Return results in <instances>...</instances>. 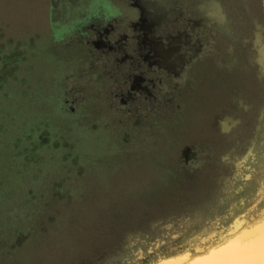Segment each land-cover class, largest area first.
Masks as SVG:
<instances>
[{"label":"rangeland","instance_id":"obj_1","mask_svg":"<svg viewBox=\"0 0 264 264\" xmlns=\"http://www.w3.org/2000/svg\"><path fill=\"white\" fill-rule=\"evenodd\" d=\"M113 1L132 23L111 20L117 50L96 68L110 88L96 94L88 62L54 43L56 33L52 41L51 23L61 26L53 6L65 4L72 18L76 0H0V173L14 176L0 182V264H126L130 239L144 252L162 241L136 261L147 264L199 247L215 217L226 224L253 202L256 181L216 198L264 103L252 61L264 0ZM155 43L171 49L162 54L170 60L153 53ZM55 58L71 65L61 72ZM225 117L228 131L219 126ZM192 154L203 168L187 165Z\"/></svg>","mask_w":264,"mask_h":264},{"label":"bare ground","instance_id":"obj_2","mask_svg":"<svg viewBox=\"0 0 264 264\" xmlns=\"http://www.w3.org/2000/svg\"><path fill=\"white\" fill-rule=\"evenodd\" d=\"M147 1L151 2L153 0H147ZM257 6H254V7L257 8ZM256 21H257V18H256ZM253 35L254 36H253V41H252V47H253L254 53H253L252 61H254V63L257 65L258 78L264 79V36L262 34L261 28L258 26H255V31ZM257 117H258L257 123L255 124V127H254V134L250 139V143L248 144L249 146L246 149L244 156L241 159L238 158V161L235 163V169L234 170L232 169L233 172L231 173V175L221 176L222 177L221 178L222 179V184H221L222 196L218 198L215 197L217 200H221L222 198H225L226 196H230L229 195L230 193L237 192L238 190L242 189V185L240 184H248L252 181H256L257 189L253 195V202L251 203L248 210H246L245 213L237 215V216L230 215L229 220H227L226 222L225 220H223V223L224 222L226 223L223 225H221L222 217L221 218L215 217L212 222L213 224H211L212 225L211 227L215 228L214 234L212 235V237H209L208 239H205L204 237L199 247H196L193 244L187 245L184 248H181L179 251H174L169 255H166L163 257L157 256L156 258H154L151 262H148L147 264H264V169L260 168L262 164L264 163V151H261V153L259 152L260 158L257 157L255 154L256 153L255 151L257 149H259L258 151L264 150V103H263V106L260 108V111ZM231 124H232V120L230 117L229 118L225 117L222 121L219 122V126L223 131H228ZM218 143H221V142H218ZM250 163L253 164L254 168L250 166ZM231 166L232 165H230V167ZM183 221L185 220L183 219ZM194 225H197V223H195ZM167 228H169V226H167L166 229ZM172 237L175 239L176 235ZM135 239L134 240L130 239L129 241H127L126 248L131 249L130 254H129L131 258H126V259L124 258L123 263L140 264L136 261L138 260L143 261L147 257V255L145 256V253L148 255L153 254V251L155 248H159L164 244L162 241L156 240L153 243V246L149 245L148 247H145L146 251L144 252L142 249L143 247L141 248L136 245ZM134 246H137L135 250H134Z\"/></svg>","mask_w":264,"mask_h":264},{"label":"flooded vegetation","instance_id":"obj_3","mask_svg":"<svg viewBox=\"0 0 264 264\" xmlns=\"http://www.w3.org/2000/svg\"><path fill=\"white\" fill-rule=\"evenodd\" d=\"M69 3H73L75 0H69ZM76 11L75 16L72 18H66L68 8L65 4L61 3L59 7L53 6V10H51V21H55L56 18L61 19V26L59 27L60 21L58 20L57 23L55 22L54 25L51 23V36L52 41H55L53 38L54 33L57 34V38H61V40L54 42L58 45H61L62 47H70L69 49L75 50V52L79 55L78 57L83 58L86 62L89 64V69L94 73L95 75V83L93 85L94 88H97V93H101L105 88V83L109 85L110 83L107 81L109 76L107 77L104 74V70L96 69L98 66H102L103 64L106 66L109 64V60L111 59V55L115 54L117 50V41L112 38L111 31L114 29L113 24L110 23L112 19L117 20L119 24L124 23H132L130 22V18H128L126 15L127 13L123 11L117 3H115L113 0H76ZM79 1V2H78ZM132 7V10H134V2L129 3ZM136 5V4H135ZM69 14V13H68ZM64 26V27H63ZM60 35V36H59ZM115 40V41H114ZM202 43L204 42V39H202ZM53 44V43H52ZM51 44V45H52ZM161 44L155 43V47L153 48V53L155 55H158V57H161L162 61H168L170 60L171 54L166 57L162 54L163 51L166 52V50H170L167 48L161 49L159 51L157 47H160ZM161 48V47H160ZM42 49V47L40 48ZM40 49L38 50V53H40ZM48 50H46L47 52ZM159 53H157V52ZM42 52L45 53V51L42 49ZM41 60L40 65L41 67L44 66V63H42L43 58L40 55H37ZM163 56V57H162ZM57 61L64 62L61 65H55L57 70L65 71L67 67L71 65L70 60H58ZM152 62H157L158 59L154 58L151 60ZM143 63V61L141 62ZM128 61L124 60V69L128 67ZM48 67V66H47ZM186 67H184L185 70ZM98 70V71H97ZM113 71H116V68H114ZM183 74V73H182ZM107 77V80L105 79ZM98 84V85H97ZM99 89V90H98ZM124 95V92H121ZM69 96V95H68ZM70 98V96H69ZM73 98V97H72ZM66 105L69 106L70 101L69 99H65ZM94 104H97L99 106H104L107 104V101L101 100L100 102H95ZM126 106H128L126 104ZM70 114L72 113V107H68ZM129 109L125 111L127 114L129 113ZM123 113V112H122ZM119 122L124 123V126H127V122L124 118H119ZM93 131L96 130L95 127L92 128ZM102 132L104 134H98L100 139H104L106 137L105 135V129L102 128ZM129 140V135L127 134L126 140ZM127 140V141H128ZM190 167H193L194 169H201L204 167L203 164L199 163V156H195L192 154L191 157L187 160ZM83 264H91L89 262L83 263Z\"/></svg>","mask_w":264,"mask_h":264},{"label":"trees","instance_id":"obj_4","mask_svg":"<svg viewBox=\"0 0 264 264\" xmlns=\"http://www.w3.org/2000/svg\"><path fill=\"white\" fill-rule=\"evenodd\" d=\"M88 137V136H87ZM84 138H86V137H84ZM88 139V138H87ZM88 140H90V139H88ZM87 142L88 141H86V140H84V141H82V142H80V145H81V148L83 149H85V148H88V146L91 144L90 142H88V144H87ZM87 144V145H86ZM14 166L16 167V165L14 164ZM13 166V167H14ZM18 168V167H17ZM20 171H26V168H24V169H22V168H20V169H9V172H8V174H11L12 173V175H16L17 174V172H20ZM5 173V172H4ZM6 175V174H5ZM20 176V175H19ZM13 177L14 176H11V177H5V178H3L2 179V175H1V173H0V182H2V181H6L7 180V182L8 183H10V181L13 179ZM12 178V179H11ZM22 178H24V177H22ZM8 183H6V185L8 184Z\"/></svg>","mask_w":264,"mask_h":264}]
</instances>
